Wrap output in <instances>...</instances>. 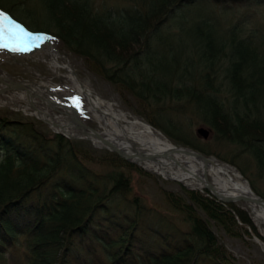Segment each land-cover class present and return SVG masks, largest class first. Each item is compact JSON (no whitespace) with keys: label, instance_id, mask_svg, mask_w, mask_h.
<instances>
[{"label":"trees","instance_id":"1","mask_svg":"<svg viewBox=\"0 0 264 264\" xmlns=\"http://www.w3.org/2000/svg\"><path fill=\"white\" fill-rule=\"evenodd\" d=\"M32 1L8 5L29 29L50 33L58 49L151 110L150 124L202 151L174 131L171 116L156 120L168 101L193 107L234 158H251L264 184V0H125L112 9L38 0L40 12L20 9ZM251 6L263 9L237 13ZM0 8L15 18L11 6ZM214 13L234 21L220 26ZM42 128L0 115V264H236L211 226L231 234L232 211L246 222L244 213L199 192L162 190L186 233L132 194V174L152 176Z\"/></svg>","mask_w":264,"mask_h":264},{"label":"bare ground","instance_id":"2","mask_svg":"<svg viewBox=\"0 0 264 264\" xmlns=\"http://www.w3.org/2000/svg\"><path fill=\"white\" fill-rule=\"evenodd\" d=\"M35 49L40 57L47 61L49 67L70 84L60 92L42 84L26 85L22 88L24 92H12L0 97V106H5L9 110H20L25 115L33 114L34 110L26 94L36 95L40 114L61 131L75 136L85 135L90 131L96 132L106 148L124 153L128 160L143 169L157 175L161 174L163 177L177 178L193 187L210 188L209 193L216 200L231 202L250 212L247 204L222 192L230 190L234 193L236 186H240L238 174L232 168L204 161L194 155L181 154L162 134L148 124L128 117L115 104L103 101L84 83L78 82L72 75L74 69L71 64L68 66L62 61L61 55L46 41ZM60 70H65L66 73L61 76ZM10 79L8 74L0 70V89L11 86ZM27 83L33 84L29 81ZM82 117H87L95 126L90 127ZM91 140L94 145H98L94 138ZM144 155H159L157 164L160 168ZM251 216L252 227L248 229L253 242L264 254V203L255 204Z\"/></svg>","mask_w":264,"mask_h":264},{"label":"rangeland","instance_id":"3","mask_svg":"<svg viewBox=\"0 0 264 264\" xmlns=\"http://www.w3.org/2000/svg\"><path fill=\"white\" fill-rule=\"evenodd\" d=\"M1 1L0 3L3 6H9V8L11 6L13 9L16 8L12 5H8V0ZM17 1L24 2L25 0ZM91 2L96 9H100L102 8V6L108 9H112L116 6L122 7L127 5V2L125 0H91ZM22 7H27V9L29 10L40 12L39 6L34 2H28L26 5L21 6L20 9H22ZM35 11H30L31 13H27L26 15L27 17H31L32 19V16L35 14L39 21L41 18L38 16V12ZM13 13L15 14V16L22 20L26 19L24 18V16L19 14L17 9H14ZM40 16L44 17L43 12ZM217 19H219V22L222 25L224 23H229L230 20H232L231 17H217ZM68 59L72 68L81 79L82 83H84L100 99L105 102L115 104L117 108L124 112L128 117L138 119L148 124V117L151 116V110L144 112L143 109H145L146 106L142 107L139 105V108L136 100L127 96L126 94L121 93V91H117L111 84L94 75L82 61H79L78 59L73 57H68ZM0 69L8 72L16 81L27 80L34 84H42L45 87H52L57 92L65 90L70 84L67 80L60 77L49 67L47 61H44L40 57L39 52L35 48H33L29 52L24 53H14L8 50L0 51ZM65 73V71L60 70L61 76ZM173 105H171V102L168 101L167 105L164 106V112H158L156 117L158 122L165 121L166 117L171 116L174 121V127L176 128L174 129V131H177L178 135L183 136L184 139H188L189 137L196 138L195 130L199 125L203 124L201 123V119L193 117L191 115L193 109L184 108L185 104L181 105V108L177 105ZM152 109L155 110L156 108ZM11 113L12 112L6 107L0 106V115H12ZM18 113H16L15 115H18ZM21 115L22 114L19 113L18 116L21 117ZM82 119L85 120L90 127L95 126V124L87 117H82ZM44 130L45 129L42 128V132H44ZM155 130L162 134L174 146L184 147L180 146L182 143L180 144L179 142H177V145L176 143L174 144L172 141L173 139L163 134L162 131H159L158 129ZM196 139L197 142L194 141V139H191L190 141L193 144L201 147L213 161L228 164L234 168H237L236 165H232L231 162L233 164L240 165V161L244 159V155H242L243 158H238L234 162L232 160V157L235 154L233 149L228 145H224L225 143H222L221 140L218 141L216 139H211L210 141L204 142L198 138ZM244 161L246 162V160ZM94 171L103 172L105 171V169L104 167L96 168V170ZM247 174L248 175L243 176L248 180L250 186L253 183L256 192H263L264 186L261 184V182H252V176L248 172ZM132 177L135 180V187L133 188L134 192L132 194L141 197L142 199H144L147 205L155 209V211L163 214L162 216H164L163 220L165 222L169 224L172 222L183 231H188V225L184 221L183 217L180 214L173 212V210L169 208V206H167V204L164 202L161 195V189L178 191L179 186L177 183L163 181L155 175H152V177H155L156 179L149 177L138 178L136 174H132ZM248 225L238 222V226L240 229L236 230L235 228H233V232L231 234H228L220 228L216 227H213L212 231L221 245L226 249L227 253L234 259V262L236 264H264V254L261 252L260 247L253 242V237L250 230L248 229ZM98 259L100 262L95 261L94 264H105L103 259Z\"/></svg>","mask_w":264,"mask_h":264},{"label":"water","instance_id":"4","mask_svg":"<svg viewBox=\"0 0 264 264\" xmlns=\"http://www.w3.org/2000/svg\"><path fill=\"white\" fill-rule=\"evenodd\" d=\"M20 86H22V84H19ZM8 94V92H0V96L4 95V94ZM27 99H29L30 101H32L33 103V109L35 111V118L39 121H41L42 123H44V125H46V127L51 130L53 133L55 134H58V135H62L63 137L69 139V140H85V141H90L91 138H95L96 140L99 141V145L98 147L94 146L95 148H98V149H103L104 151H106L109 155H112V156H115V157H118L126 162H129V163H133V161H130L126 158L125 154L122 153V152H118V151H113V150H109L108 148H106L102 142V140L100 139L99 135L96 133V132H93V131H90L89 133L85 134V135H80V136H74V135H71L69 133H66V132H63L60 130V128H57V127H54L51 123L50 120H47V119H44L40 112H39V104L38 102L36 101V98L32 95H27ZM196 134L204 139V140H207L209 139L210 137V132L209 130H207L206 128H204L203 126L202 127H199L197 130H196ZM179 151L181 152V154H188V155H194L204 161H209L207 158H205L202 154L196 152V151H192V150H189V149H179ZM142 155V154H141ZM145 157L151 159L153 161V163L158 167L160 168V165L157 164V160L159 158V155H144ZM164 179L166 180H169V181H176L178 183H181L182 184V181L177 179V178H174V177H168V176H165ZM244 180V179H243ZM242 180V181H243ZM246 185V187H239L237 186V189L234 191V193H231L232 191H222L224 194L226 195H230V196H233L235 199H237L238 201H241L243 203H245V205L247 204L248 207H249V210L250 212L248 213V216H249V219L250 221H252V208L253 206H255V204H258V203H264V199L258 197L257 195H255L252 190L250 189L248 183L244 180L243 181ZM187 189L191 188V186H188V185H184ZM198 189H201V188H204V189H210V188H207V187H196Z\"/></svg>","mask_w":264,"mask_h":264},{"label":"snow or ice","instance_id":"5","mask_svg":"<svg viewBox=\"0 0 264 264\" xmlns=\"http://www.w3.org/2000/svg\"><path fill=\"white\" fill-rule=\"evenodd\" d=\"M44 39L42 35L32 34L19 24L12 22L6 15L0 14V51L29 52L33 48L40 47ZM78 103L77 99V106Z\"/></svg>","mask_w":264,"mask_h":264}]
</instances>
